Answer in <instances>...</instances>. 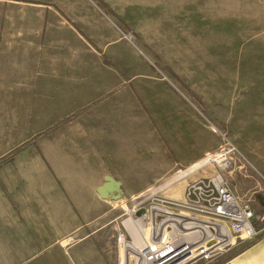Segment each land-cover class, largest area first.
Here are the masks:
<instances>
[{
    "label": "crops",
    "instance_id": "crops-1",
    "mask_svg": "<svg viewBox=\"0 0 264 264\" xmlns=\"http://www.w3.org/2000/svg\"><path fill=\"white\" fill-rule=\"evenodd\" d=\"M126 21L120 0H0V264H114L113 196L208 151L170 78L128 60ZM205 264H264V231Z\"/></svg>",
    "mask_w": 264,
    "mask_h": 264
},
{
    "label": "rangeland",
    "instance_id": "rangeland-1",
    "mask_svg": "<svg viewBox=\"0 0 264 264\" xmlns=\"http://www.w3.org/2000/svg\"><path fill=\"white\" fill-rule=\"evenodd\" d=\"M120 3L126 9L127 21L117 24L123 36L136 44L122 41L128 60L149 64L152 71L170 78V87L190 105L201 132H205L206 153L221 144L230 145V162L222 169L225 180L238 199H247L257 212L263 211L264 0ZM128 67L135 65L128 63ZM202 158L193 166L171 171V179L160 186L157 182L140 192L162 187L160 194L180 197L186 181L214 170L211 163L200 166L209 161L208 156ZM113 197L116 200L110 223L105 224L106 238L109 227L113 231L121 227L123 209L132 203L130 199L122 201L120 195ZM125 225L136 244L131 222ZM248 241L237 238L233 247Z\"/></svg>",
    "mask_w": 264,
    "mask_h": 264
},
{
    "label": "built area",
    "instance_id": "built-area-1",
    "mask_svg": "<svg viewBox=\"0 0 264 264\" xmlns=\"http://www.w3.org/2000/svg\"><path fill=\"white\" fill-rule=\"evenodd\" d=\"M230 151L224 143L205 153L209 161L200 166L211 163L214 170L186 181L180 197L160 194L162 187L130 196L132 203L122 214L141 222V238L134 245L124 226L115 229L114 264H192L220 252L232 232H263L264 210L257 212L247 199H238L222 173Z\"/></svg>",
    "mask_w": 264,
    "mask_h": 264
},
{
    "label": "bare ground",
    "instance_id": "bare-ground-1",
    "mask_svg": "<svg viewBox=\"0 0 264 264\" xmlns=\"http://www.w3.org/2000/svg\"><path fill=\"white\" fill-rule=\"evenodd\" d=\"M125 222H131V226H132V230H133V238H134L136 244H139L140 238H141L140 231L142 229L141 222L135 221V220H133L131 218L123 217L122 220L120 221V224H121V226H124L127 230H128V228L126 227ZM256 235L257 234H253L251 236L250 235H246L242 231L232 232L231 235L228 237V239H229L228 245L225 246L220 252H218L214 256L210 257L207 260L202 261V262H204L203 264L208 263V262L216 259L220 255H222L224 252L229 250L231 247H233L237 243V238H238L239 241L251 240V239L255 238ZM132 243L134 245H136L133 240H132Z\"/></svg>",
    "mask_w": 264,
    "mask_h": 264
},
{
    "label": "water",
    "instance_id": "water-1",
    "mask_svg": "<svg viewBox=\"0 0 264 264\" xmlns=\"http://www.w3.org/2000/svg\"><path fill=\"white\" fill-rule=\"evenodd\" d=\"M104 179H105V182H108V181L110 180V177H109V176H106V177H104ZM105 185H106V184L101 185V186L98 187L96 190H97L99 193H101V191H102V189L105 187Z\"/></svg>",
    "mask_w": 264,
    "mask_h": 264
}]
</instances>
